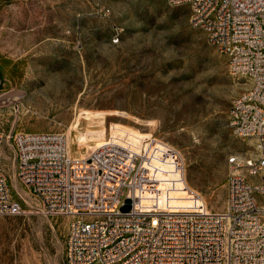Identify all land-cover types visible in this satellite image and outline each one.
<instances>
[{"label":"rangeland","instance_id":"rangeland-1","mask_svg":"<svg viewBox=\"0 0 264 264\" xmlns=\"http://www.w3.org/2000/svg\"><path fill=\"white\" fill-rule=\"evenodd\" d=\"M189 18L187 4L167 0H0V94L18 96L0 100V131L64 133L75 157L119 129L152 135L180 152L207 208L222 210L228 158L253 150L228 124L247 85ZM13 154L5 143L0 167L14 198L31 203ZM168 194L190 204L182 190ZM130 207L124 198L119 210ZM68 221L0 213V264H66Z\"/></svg>","mask_w":264,"mask_h":264},{"label":"built area","instance_id":"built-area-1","mask_svg":"<svg viewBox=\"0 0 264 264\" xmlns=\"http://www.w3.org/2000/svg\"><path fill=\"white\" fill-rule=\"evenodd\" d=\"M167 1L190 7L192 26L245 80L228 124L253 150L228 158L225 206L214 211L186 184L180 152L152 135L119 129L75 157L64 133L0 131V151L12 147L14 176L33 203L14 198L0 167V213L68 217L66 264H264V0ZM178 190L190 204L170 203Z\"/></svg>","mask_w":264,"mask_h":264},{"label":"bare ground","instance_id":"bare-ground-1","mask_svg":"<svg viewBox=\"0 0 264 264\" xmlns=\"http://www.w3.org/2000/svg\"><path fill=\"white\" fill-rule=\"evenodd\" d=\"M18 96H16V94L14 93H8V94H6V93H1L0 94V100L2 101L3 99L5 100V99H8V100H10L11 98H17ZM69 152H70V155L71 156H77V155H79V153H78V151L76 150V151H73V150H69Z\"/></svg>","mask_w":264,"mask_h":264}]
</instances>
